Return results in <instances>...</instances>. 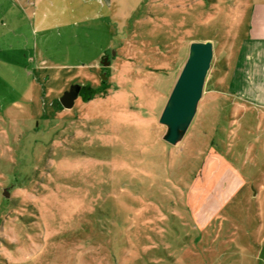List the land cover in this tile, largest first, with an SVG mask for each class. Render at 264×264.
Segmentation results:
<instances>
[{"label":"rangeland","instance_id":"obj_1","mask_svg":"<svg viewBox=\"0 0 264 264\" xmlns=\"http://www.w3.org/2000/svg\"><path fill=\"white\" fill-rule=\"evenodd\" d=\"M255 1L0 0V264H264V108L226 70ZM199 41L211 68L170 145ZM74 84L99 90L66 109Z\"/></svg>","mask_w":264,"mask_h":264},{"label":"water","instance_id":"obj_2","mask_svg":"<svg viewBox=\"0 0 264 264\" xmlns=\"http://www.w3.org/2000/svg\"><path fill=\"white\" fill-rule=\"evenodd\" d=\"M213 57L212 41L193 42L190 45L188 60L160 117V123L168 127L165 140L170 145H177L196 115ZM106 79L103 74V80ZM96 93L97 90L91 85L74 84L64 92L60 103L64 108L71 109L79 96L87 102Z\"/></svg>","mask_w":264,"mask_h":264},{"label":"crops","instance_id":"obj_3","mask_svg":"<svg viewBox=\"0 0 264 264\" xmlns=\"http://www.w3.org/2000/svg\"><path fill=\"white\" fill-rule=\"evenodd\" d=\"M249 12L247 37L237 58L226 67V70H233L227 92L244 98L246 103L264 108V1H255ZM41 24L39 27L44 28L45 24ZM54 25L67 27L71 26V22L59 21ZM259 250L264 252V243Z\"/></svg>","mask_w":264,"mask_h":264},{"label":"flooded vegetation","instance_id":"obj_4","mask_svg":"<svg viewBox=\"0 0 264 264\" xmlns=\"http://www.w3.org/2000/svg\"><path fill=\"white\" fill-rule=\"evenodd\" d=\"M108 63L107 65H105V63ZM101 65H102V68H103V70H102V73L105 71V69H107L109 66H110V56H107V55H104L103 57H102V59H101ZM105 74V73H104ZM105 82H102V84H104ZM83 86V85H82ZM70 89V88H69ZM96 90H97V93H98V90H99V88H95ZM96 93V94H97ZM94 97V96H93ZM78 99H82L80 96L78 97ZM77 99V100H78ZM76 100V101H77Z\"/></svg>","mask_w":264,"mask_h":264}]
</instances>
